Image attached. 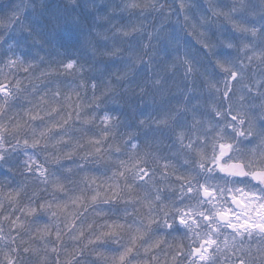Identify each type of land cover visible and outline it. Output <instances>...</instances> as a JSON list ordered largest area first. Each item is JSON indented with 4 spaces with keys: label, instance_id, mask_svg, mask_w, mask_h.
<instances>
[{
    "label": "clouds",
    "instance_id": "9594fccd",
    "mask_svg": "<svg viewBox=\"0 0 264 264\" xmlns=\"http://www.w3.org/2000/svg\"><path fill=\"white\" fill-rule=\"evenodd\" d=\"M0 264H264V0H0Z\"/></svg>",
    "mask_w": 264,
    "mask_h": 264
}]
</instances>
